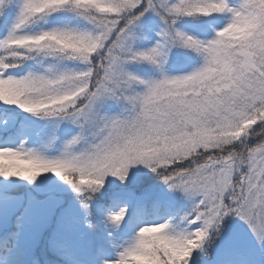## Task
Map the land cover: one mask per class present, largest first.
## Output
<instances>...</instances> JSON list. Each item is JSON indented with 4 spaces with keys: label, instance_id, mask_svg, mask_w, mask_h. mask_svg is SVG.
Here are the masks:
<instances>
[{
    "label": "snow or ice",
    "instance_id": "6c2138e0",
    "mask_svg": "<svg viewBox=\"0 0 264 264\" xmlns=\"http://www.w3.org/2000/svg\"><path fill=\"white\" fill-rule=\"evenodd\" d=\"M10 8L14 19L0 39V52L5 53L0 55V104L36 117H58L51 137L61 123L69 127L56 158L23 145L0 148V178L31 184L50 173L84 194L99 190L108 176L124 182L131 166L143 165L170 190L193 198L184 218L192 230L174 233L168 222L140 227L110 264H127L133 257L151 264H189L193 252L203 249L211 230L228 215L264 240V0H241L237 6L227 0H0V16ZM148 11L160 15L169 29L185 16L228 14L230 20L206 43L163 32L168 44L201 54L203 66L189 75L145 81L123 64L163 63L164 44L139 52L126 47L129 26ZM57 12L75 13L91 28L21 34L25 26ZM246 19L255 21L249 38L226 42L228 28ZM26 53L83 67L10 74L9 69L30 58ZM133 86L143 90L133 92ZM108 101L130 105V114L101 115ZM247 121L254 123L231 135ZM17 135L10 122L0 124V136L11 140ZM20 161L34 164L35 170L16 171ZM124 215L121 210L109 219L119 225ZM149 233L155 243L145 248Z\"/></svg>",
    "mask_w": 264,
    "mask_h": 264
},
{
    "label": "rangeland",
    "instance_id": "374dc122",
    "mask_svg": "<svg viewBox=\"0 0 264 264\" xmlns=\"http://www.w3.org/2000/svg\"><path fill=\"white\" fill-rule=\"evenodd\" d=\"M84 2L90 3L95 2V0H84ZM172 2H175V0H172ZM227 2L231 6H237L241 0H227ZM13 19L14 11L11 8L0 16V39L7 35ZM229 20V15L218 22H212L211 19L203 16H185L177 18L175 24L169 29L160 15L154 11H148L133 25L129 26L130 38L126 41V47L131 48L135 52L146 51L158 43L162 44L164 39L161 34L165 31H169L172 34L175 32L185 33L188 36H194L198 41L206 43L214 39L215 33L222 30ZM207 26H211L210 30H204ZM54 27L85 30L90 29L91 25L75 13L57 12L25 26L21 30V34H35ZM168 45L172 49V61L167 57L163 48L164 58L161 66L158 67L154 64L143 62H126L123 64L124 70L139 79L157 81L162 76L181 77L189 75L203 66L204 59L201 54L197 58H192L188 54V48L181 46L179 43ZM182 58L186 61V65L181 67L179 64ZM49 67L63 70L65 67L82 68L83 65L67 60L56 61L50 57L39 55L17 76L25 75L28 71H43ZM142 90V86H133L132 89L133 92ZM100 113L107 116L129 115L130 105L123 101H108L100 109ZM58 119V117H54L52 119H44L41 122L36 119L29 125V138L41 144L43 150L39 151V153L47 158L58 157L63 150L64 142L68 139V137L63 135L64 129L69 127L66 123H61L56 130L58 137L56 141V135L54 137L49 136V133L53 130V125ZM21 145H23L25 150H33L31 147L28 148V144L25 147L22 142L13 148H19ZM144 168L147 167L143 165L131 166L124 182L130 181V174ZM124 182H121L116 177L108 176L105 178L104 184L114 186ZM18 184L33 186L40 193L46 190H54L56 193L62 194L74 192L82 198L88 193L80 194L75 192L69 185L48 181H34L31 184L23 181ZM22 198V196H0V234L3 230L11 228L13 223L18 221L21 230L18 243L23 247L26 261L32 262V264H56L53 261L54 252H58L59 256L69 261L71 259L67 253L68 249L65 247L70 246L74 250L70 252L80 254L84 245L86 243L89 244L92 239H96L98 241L97 245H100L98 246V255L102 257L101 264H110L117 258L118 253L134 240L135 235L121 232L119 225H114L113 223L107 235H95L97 231L92 227L95 221L91 218V215L97 213L98 210H96L97 206L92 203H71L59 197L38 202L34 198H30L27 207L19 214ZM157 199H167L174 204L180 205L182 210H191L193 206V198L186 196L181 191L170 190L167 185L158 190ZM176 232L183 231H174V233ZM103 238L108 241L110 245L108 249L110 251L101 248ZM237 254L247 257L249 264H252L253 255L259 256L262 264H264V240H258L238 217L234 219L229 228L219 238V243L214 250V263L223 264L228 260L234 259ZM0 264H3V260Z\"/></svg>",
    "mask_w": 264,
    "mask_h": 264
},
{
    "label": "trees",
    "instance_id": "16d2710c",
    "mask_svg": "<svg viewBox=\"0 0 264 264\" xmlns=\"http://www.w3.org/2000/svg\"><path fill=\"white\" fill-rule=\"evenodd\" d=\"M228 14L212 15L207 18L212 22H218L224 19ZM197 20L198 17H196ZM204 27V23L202 24ZM211 27V26H210ZM207 26L204 30H210ZM205 33V32H201ZM185 34V33H184ZM187 35V34H185ZM194 38V36H191ZM195 39V38H194ZM197 40V39H196ZM164 44V50L167 57L172 61V49L165 40H162ZM188 54L193 58L199 57V53L192 49H187ZM0 55L5 53L0 52ZM30 58L19 64L18 68L9 69V73L18 75L26 66L32 63L39 55L35 53H26ZM186 61L182 58L179 66H185ZM54 117H36L31 114L25 113L15 106H6L0 104V124L11 123L15 129L18 130V135L13 139H8L5 136H0V148L3 147H15L18 143H23L25 147L27 144L33 150L41 151L42 146L38 142L32 141L29 138L28 131L29 125L33 120L41 122L44 119H52ZM254 121H247L240 126V129L236 133L231 135H239L244 128L251 126ZM257 127V126H254ZM58 139L55 136V141ZM253 143V141H249ZM16 171L29 172L35 170V165L28 161H20L14 165ZM2 165H0V171H2ZM36 181H48L61 185H67L65 182L59 180L54 175L48 173L41 175ZM23 182L16 177H10L7 179L0 178V196H22V206L19 214L27 207L30 198H34L35 201H44L46 199L61 198L71 203H92L96 205L97 213L91 215V218L95 221L92 227L97 231L95 235H107L110 231L112 222L110 216L125 211V215L119 228L121 232L125 234L135 235L140 227L146 225H152L157 223L168 222L171 226V230L174 231H190L192 230L186 224L184 218L191 212L190 209H183L180 205L174 204L167 199H157L158 190L165 184L160 176L150 171L148 168L140 169L130 174V181L117 185H105L95 192H88L85 197L72 193H56L54 190H46L42 193L38 192L35 187L18 184ZM119 192V193H118ZM118 194V195H117ZM126 194V195H119ZM146 197V199H144ZM236 216L228 215L223 217L218 227L211 230L209 239L205 243L203 249L193 252L192 257L189 259V264H215L214 263V250L219 243L221 235L229 228ZM102 224V225H99ZM192 226V228H194ZM21 235V230L18 225V221L13 223V226L9 229H5L0 234V262L3 260V264H32L27 262L23 253V247L18 243ZM97 240L92 239L88 244L86 243L81 250L80 254H75L70 246L65 247L68 249V255L72 261L64 260L59 256V253L54 252V262L56 264H101L102 257L98 255ZM109 243L106 238H103L101 248L106 251H110ZM247 257L242 254H237L234 259L228 260L223 264H249ZM252 264H262L261 257L254 256L252 258Z\"/></svg>",
    "mask_w": 264,
    "mask_h": 264
},
{
    "label": "clouds",
    "instance_id": "9594fccd",
    "mask_svg": "<svg viewBox=\"0 0 264 264\" xmlns=\"http://www.w3.org/2000/svg\"><path fill=\"white\" fill-rule=\"evenodd\" d=\"M254 24L255 21L251 19L242 20L238 22L236 25L228 28V30L224 33L223 39L229 43L237 42V41L240 42L245 41L249 38L253 30ZM154 243H155L154 234L149 233L144 236L145 248H147L149 245H152ZM127 264H151V262L143 259L142 257H133L127 262Z\"/></svg>",
    "mask_w": 264,
    "mask_h": 264
}]
</instances>
